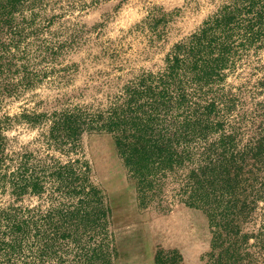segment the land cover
Here are the masks:
<instances>
[{
    "label": "trees",
    "instance_id": "1",
    "mask_svg": "<svg viewBox=\"0 0 264 264\" xmlns=\"http://www.w3.org/2000/svg\"><path fill=\"white\" fill-rule=\"evenodd\" d=\"M32 1L0 0V264H111L115 256L111 210L89 166L11 149L5 133L19 122H50L48 140L60 146L74 147L86 131L112 134L142 208L176 202L204 212L212 238L202 264H264V99L246 108L224 84L264 48V0H209L214 11L172 46L163 69L134 77L104 112L2 115L7 97L37 82L17 19L27 24ZM172 19L154 9L140 29L161 38ZM262 94L257 80L252 98ZM27 197L45 200L46 210L20 204ZM181 262L177 252H157L156 264Z\"/></svg>",
    "mask_w": 264,
    "mask_h": 264
},
{
    "label": "rangeland",
    "instance_id": "2",
    "mask_svg": "<svg viewBox=\"0 0 264 264\" xmlns=\"http://www.w3.org/2000/svg\"><path fill=\"white\" fill-rule=\"evenodd\" d=\"M215 6L209 0H33L22 15L27 24L17 19L27 34L30 72L37 82L7 97L1 114L106 111L134 77L160 72L172 46L197 31ZM154 9L173 13L166 26L160 25L166 33L155 39L140 29ZM257 80L264 81V48L251 67L239 68L224 84L250 108L264 99V94L252 98ZM46 124L15 123L5 133L11 149L23 147L49 163L89 166L90 179L111 210V264H156L159 251L181 254V264H202L212 238L203 211L176 202L142 208L112 134L86 131L74 147L60 146L48 140L50 122ZM44 201L27 197L20 204L46 210ZM71 249L69 261L77 251L73 245Z\"/></svg>",
    "mask_w": 264,
    "mask_h": 264
}]
</instances>
